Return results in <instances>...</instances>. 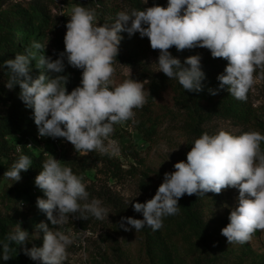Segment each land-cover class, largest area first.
I'll list each match as a JSON object with an SVG mask.
<instances>
[{
  "label": "clouds",
  "instance_id": "9594fccd",
  "mask_svg": "<svg viewBox=\"0 0 264 264\" xmlns=\"http://www.w3.org/2000/svg\"><path fill=\"white\" fill-rule=\"evenodd\" d=\"M148 0H144L147 4ZM64 35V51L58 58L44 55L45 45L33 42L26 54H16L4 61L9 70L5 87L19 86V98L33 110L34 123L41 138H63L74 146L76 153L98 152L102 155L117 151L115 142L105 141L115 131V125L135 123V109L148 103L147 80L132 78L116 84L115 63L119 45L127 32L147 37L152 50L159 51L155 64L169 79L178 80L185 91L200 92L205 73L201 57L192 55L182 64L169 51L205 48L212 58L227 61L224 72L217 76L218 89H209L213 96L227 86L235 99L247 100L250 89L259 78L264 79V0H167V6L154 4L139 10L119 11L114 23L99 24L94 8L76 5L68 16ZM65 60L74 69L82 70L80 85L70 92L66 85ZM40 74L33 78L30 64ZM187 65V66H185ZM264 135L244 131L234 135L219 130L204 132L196 138L186 161L174 164L175 171L164 173L155 195L144 203L133 204L143 219L122 217L119 227L140 231L145 226L153 231L163 227L168 216L178 215V201L184 196L198 197L206 193L221 194L238 190L237 204L230 211L229 223L221 229L228 244L243 245L257 231H264ZM29 147L32 145L29 144ZM16 151L21 152L18 144ZM42 170L35 177V186L46 198L37 197L36 206L46 214L48 223L36 225L43 232L41 247L25 249V254L40 264H64L67 249L75 237L66 234L63 226L69 217L88 220L89 215L103 221L110 210L98 198L89 200L90 193L82 175L46 152ZM32 165L28 155L21 154L4 176L13 181ZM29 233L17 224L4 241H0V259H12L11 245L28 240Z\"/></svg>",
  "mask_w": 264,
  "mask_h": 264
},
{
  "label": "rangeland",
  "instance_id": "374dc122",
  "mask_svg": "<svg viewBox=\"0 0 264 264\" xmlns=\"http://www.w3.org/2000/svg\"><path fill=\"white\" fill-rule=\"evenodd\" d=\"M139 1L142 9L154 4L167 6V0H148L147 4H144V0ZM76 5L94 8L98 23L109 25L114 23L119 11L133 8L131 0H0V15L3 12L12 15L21 10H30L35 15L34 8L42 7L50 11L61 26L62 19L68 22L71 9ZM18 21L12 24L14 27L22 26L19 34L35 29L31 37L18 36L21 46L24 43L28 50L33 42H39L45 45L44 53L47 54L49 34L39 36L33 26L35 18L25 20L21 16ZM120 35L123 39L114 65V82L119 84L129 78L147 80L145 90L149 91L152 81L160 82L165 77L155 64L159 51L151 49L147 37L141 38L139 34L130 37L127 32H121ZM190 53L199 55L201 63L220 59L212 58L210 51L205 48L197 47L195 52ZM185 54L178 55L181 62L185 60ZM201 68L203 70L204 66ZM257 77L247 100L242 101L244 108L240 114L243 113L244 117L234 113L225 115L214 106L216 99L225 90H220L211 99L207 97L198 100L192 95L193 92L185 91L178 80L167 78L169 80L165 88L154 101H148L142 109L134 110L135 123L128 121L114 126L113 135L105 141L106 144L115 142L117 151L110 155L98 152L76 153L74 146L63 138H41L37 130L35 136H28L24 140L27 141L26 148L35 155L42 153L43 159L39 164H32L28 171H22L19 181L6 178L4 173L23 153L25 148L20 144L23 138L7 137L9 145L14 148L7 154L0 150V161L4 165L0 168V213L16 217L23 223L38 216L40 210L36 200L43 196V192L35 186V177L42 170V162L48 152L65 165L74 164L75 170L84 177L86 190L90 193L89 200L98 198L102 206L110 210L108 218L103 221L90 215L88 220L69 217L63 230L75 237V240L67 249L68 259L64 264H161L159 257L152 256L148 244L147 232L152 229L145 226L136 232L125 222L130 230L124 231L119 227L121 218L143 219L142 213L134 211L133 204L146 202L157 191L145 188L143 180L152 185L163 182L164 173L175 171L176 162L186 161V154L194 140L204 132L212 135L225 130L239 135L252 130L264 135V79L259 78V70ZM194 107L199 108L194 110ZM7 110L5 105H0V113L4 114ZM145 127L149 129L147 134L141 131ZM18 144L21 147L20 153L16 151ZM261 148L264 149V142H261ZM109 159L116 161L119 169L112 170L111 164L107 162ZM83 166L87 168L81 171ZM237 196L238 190L233 188L221 194L206 193L201 204L200 232L188 227L183 232L174 233L176 226L166 229L162 227L163 234L170 233V237L158 248L162 256L167 253L172 264H264V231H257L251 241L243 245L228 244L226 237L221 235V229L229 223L230 211L237 204ZM37 232L34 229L29 233L26 241L31 243L29 247L33 246L35 239L41 237L40 233L37 236ZM34 263L40 264L39 261Z\"/></svg>",
  "mask_w": 264,
  "mask_h": 264
},
{
  "label": "trees",
  "instance_id": "16d2710c",
  "mask_svg": "<svg viewBox=\"0 0 264 264\" xmlns=\"http://www.w3.org/2000/svg\"><path fill=\"white\" fill-rule=\"evenodd\" d=\"M131 6L133 8L143 10L141 3L139 0H131ZM36 11L35 15L31 13L30 10H21L19 12L13 13L12 15L3 12L0 15V105H5L8 110L6 113H0V150L1 153L7 154L9 150H11L12 145H9L7 141V137L12 136H20L22 139L21 145L25 149H23V155H28L31 160L32 164L36 165L39 164V161L43 159V154L35 155L29 149L26 148V142L24 139L28 136H35L37 134V126L34 123L33 117V110L28 108L24 102L19 98V86L17 85L14 89L9 90L5 87V83L9 79V70L7 68L2 67L4 61L7 59H14L16 54H26V49L24 47V43L21 46V39L18 36L27 35L33 36L35 34V29L30 31H23L19 34V30H21L22 26L18 25L14 27L12 22L18 23L20 21L19 18L22 16L25 20H31L35 18L33 22L34 28L38 31L39 36H45L49 34L48 37V53H44L46 57H51L53 60L58 58V53L64 51V35L66 33V22L62 19L63 23L59 26V22L56 21L50 11L45 10L44 8H34ZM13 20V21H12ZM31 22V21H29ZM137 35L139 33H136ZM33 38V37H32ZM34 39V38H33ZM18 43V46L16 45ZM195 49H186L183 51H177L175 47H172L170 52L171 54L178 58V55L185 54V59L190 55V52H195ZM188 51H190L188 53ZM195 55V54H194ZM182 64L184 63L181 62ZM227 65V61L224 59L211 60V61H203L201 66H204L202 70L205 73V79L202 81L203 90L200 92H193V96H195L198 100L201 98L210 99L214 96L209 93V89H218L219 88V81L217 80V76L224 72V69ZM187 66V65H185ZM31 72L30 74L33 78H36L40 74V69L35 67V61H32L30 64ZM82 70L74 69L67 64L65 60V74L69 75V83L66 85L68 91L70 92L73 88L80 85V74ZM168 77H164L160 82L152 81L148 96V101H154L159 94L161 93L162 89L165 88ZM224 94L217 98L214 102L216 107H218L223 114H232L238 115V117H244L243 113L240 112L243 110L244 105L242 101L235 99L230 93L227 91L225 87ZM199 107H194L198 109ZM142 132L145 134L148 133L149 129L144 128L141 129ZM111 164L112 170L119 169V164L116 163L113 159H109L107 161ZM66 166L72 168L74 174L82 175L81 172H77L75 170V166L72 163H68ZM4 165L1 164L0 161V168H3ZM87 166H83L81 171H84ZM147 177V176H146ZM162 182L158 183L157 185H152L151 182L146 181L145 179L142 182V185L148 189H158V186ZM22 194V193H21ZM26 194V193H25ZM41 198H46L44 196ZM206 195V194H205ZM204 196H186L184 199H180L178 204L180 206V212L178 215L175 216H168L165 217L163 222V227L171 228L176 226L175 231L183 232L188 227L189 229H195L196 232L202 231L201 226V204L205 198ZM37 217H32L27 223H23L19 221L16 217L10 215H2L0 213V241H4L5 237L8 233L14 232L16 225L19 224L22 230H26L28 233H31L32 230L36 229V225L41 222L48 223L51 227L50 222L47 220L46 214L40 211ZM41 237L39 239L34 240L33 246L41 247L43 243V232L39 231ZM148 244L150 247L151 254L154 258L159 257V263L161 264H172L173 261L170 260L169 255L164 254L162 256V251L158 250L161 244H164L165 240L170 237V233L163 234L162 228L157 231L149 230L148 232ZM30 242H26L25 244H12L11 247L13 251L10 253L12 259L8 261H3L0 259V264H35L34 261L25 254V249L32 248L30 246ZM161 255H158L160 254Z\"/></svg>",
  "mask_w": 264,
  "mask_h": 264
},
{
  "label": "built area",
  "instance_id": "2783aa9c",
  "mask_svg": "<svg viewBox=\"0 0 264 264\" xmlns=\"http://www.w3.org/2000/svg\"><path fill=\"white\" fill-rule=\"evenodd\" d=\"M62 23H63V21H62ZM80 78H81V74H80ZM29 144H31V143H29ZM29 144H28V145H29ZM31 145H32V144H31ZM58 160H59V159H58Z\"/></svg>",
  "mask_w": 264,
  "mask_h": 264
}]
</instances>
